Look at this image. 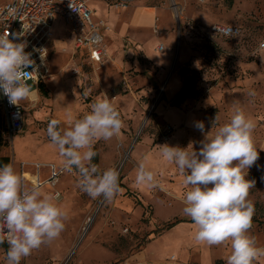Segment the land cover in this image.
Segmentation results:
<instances>
[{"label":"rangeland","instance_id":"1","mask_svg":"<svg viewBox=\"0 0 264 264\" xmlns=\"http://www.w3.org/2000/svg\"><path fill=\"white\" fill-rule=\"evenodd\" d=\"M143 1L165 11L170 21V27L163 29L157 20L152 30L159 38L155 44H163L175 57L184 43L192 50L187 61L178 64L175 58L169 69L155 68V73L162 71L165 78L153 88L149 81L140 93V87L127 84L137 74L133 68L124 71L125 78L115 86L103 90L95 84L93 69L87 63L71 61L65 52L56 51L50 64L58 63L62 73L55 75L50 88L44 83L47 92L37 88L39 98L20 102L24 106L23 129L9 137L8 144L0 143V157L7 156L16 172L24 173L23 186L30 189L31 176L27 173H36L34 163H54L57 167L63 163L46 134L51 119L59 120L60 127L65 128L67 113L81 116L104 94L122 115L121 134L111 142L99 140L94 144L98 167L118 170L119 194L110 203L92 199L77 187L75 170H65L55 186L44 184L40 187L42 196H52L55 191L61 196L54 202L68 214L65 229L20 264H226L230 242L207 246L194 241L196 226L183 213L184 177L162 158L157 145L187 148L191 144L198 151L204 133L214 135L219 126L229 122L236 107L254 123L252 138L259 159L248 171L245 169L246 179L255 182L248 196L254 205L250 235L258 247H264V60L260 57L264 49H259L264 42V0ZM104 2L88 3L99 19L103 18ZM214 23L234 25L241 34L233 38L206 36L204 29ZM68 32V25L57 18L54 38L60 37L69 48L71 40L62 36ZM163 35L169 40L160 38ZM167 54L159 53L158 61H165ZM74 60L78 64H73ZM118 94L124 96L115 102ZM217 114L219 121L212 128ZM201 121L204 133L196 127ZM166 126L172 131L164 138ZM141 161L155 174L156 187L135 183ZM40 170V179L46 178L47 168ZM7 248L0 243V264H6ZM254 264H264V257Z\"/></svg>","mask_w":264,"mask_h":264},{"label":"clouds","instance_id":"2","mask_svg":"<svg viewBox=\"0 0 264 264\" xmlns=\"http://www.w3.org/2000/svg\"><path fill=\"white\" fill-rule=\"evenodd\" d=\"M225 34L234 36L235 32L229 28ZM18 38L17 33H0V91L10 104L20 106L35 92L27 81L38 72L32 53L25 52L26 42H14ZM259 49H264V42ZM34 51L40 53L43 61L45 51ZM260 57L264 60V55ZM29 68L32 71H27ZM218 121L217 114L212 128ZM67 123V127L61 128L59 120L51 119L46 128L50 142L63 158L64 169L69 173L75 170L81 192L110 203L120 191L119 172L115 167L101 170L92 161L98 155L95 142L121 134L123 122L119 112L104 94L81 116L67 113ZM196 127L204 133L202 121ZM253 129V121L236 107L229 122L219 126L214 135L211 131L204 133L198 151L191 144V151L190 145H157L162 158L174 164L184 177L183 213L196 226L194 241L207 246L230 242L226 264H254L264 257V247H258L250 235L254 205L248 196L255 182L246 179L245 169L248 171L259 159ZM135 183L148 188L157 186L155 174L144 161L138 164ZM54 200L53 196H42L38 185L25 188L23 176L11 163L0 165V243L8 244L6 264H20L34 249L60 236L68 214Z\"/></svg>","mask_w":264,"mask_h":264},{"label":"built area","instance_id":"3","mask_svg":"<svg viewBox=\"0 0 264 264\" xmlns=\"http://www.w3.org/2000/svg\"><path fill=\"white\" fill-rule=\"evenodd\" d=\"M90 0H7L0 4V33L9 32L19 34V38L14 42H26L25 52L32 53L31 58L35 61L38 72L33 73V80L27 83L35 85L48 76V46L53 38V23L57 18L62 19L69 27L72 36L74 48L84 50L90 64H102L107 56L105 44L101 34V23L92 20V10L88 6ZM115 8H126L131 0H110ZM205 1V0H200ZM73 3V7H70ZM157 26V25H155ZM107 27V26H105ZM231 28L235 35H226L225 33ZM155 31H157L155 29ZM204 33L209 37L233 38L241 34V30L229 24L214 23L204 29ZM12 39V36H9ZM99 38V39H97ZM34 49H43L45 58L40 59V53ZM157 50L163 51V44L156 47ZM27 71H32L31 68ZM23 110L24 106L12 105L9 103L7 96L0 91V129L3 130L2 140H8L14 133L23 129ZM118 111V110H117ZM119 112V111H118ZM120 118L122 117L119 112ZM172 129L166 126L163 129L164 138L168 137ZM35 170L38 172L41 167L48 169V176L41 180L34 177L30 183L42 187L44 184L55 186L58 178L64 173V167H57L53 163H34ZM23 182H24V173ZM30 187V188H31ZM58 191L53 196L58 195ZM5 231H7L5 229ZM4 244L8 245L5 241Z\"/></svg>","mask_w":264,"mask_h":264},{"label":"crops","instance_id":"4","mask_svg":"<svg viewBox=\"0 0 264 264\" xmlns=\"http://www.w3.org/2000/svg\"><path fill=\"white\" fill-rule=\"evenodd\" d=\"M6 1L7 0H0V4L5 3ZM104 1V5L102 7V19H99L100 15H97L98 12L96 9L91 8L88 5L92 10V20L96 23H102V25H104L101 26V34L105 44L107 56L104 58L103 63L90 64L84 50L74 48L73 43L72 46L68 48L66 43L59 39L60 37L54 38L53 33V38L48 46V76L39 83L32 85L35 92L28 99L30 102H33L34 100L32 99L34 98H39L36 93L37 88H42L45 92H47L44 83H46V85L50 88L55 75L62 73V71L57 68L58 63L56 65L53 63L50 64V60H52V57L55 56L56 51L65 52V58H70L71 61L76 59L77 62L81 60L82 62L87 63L88 66L93 69L92 71L95 78V84L100 86L103 90H108L112 86H115L119 80L125 78L123 72L133 68L137 74L127 80V84L129 87H140V90L138 91L140 93H143V86H145L149 81L151 82L153 88L157 85L158 80L165 78L163 74L164 72L157 71L155 73V68H159L160 70L169 69L175 58L177 63L180 64L187 61L192 55V50L184 43L180 44L178 53L175 57L174 55L172 57V51L167 50L166 47H164L163 51L156 49L159 44H155V41L159 40V38L153 34L152 30L156 25L157 20H160L163 29H168V27H170L168 16L165 14V11L160 9L158 6L147 5L143 0H131L126 8H115L110 0ZM62 36H66L67 39H70L72 42L70 32H68V35L62 34ZM160 38H165L166 41L169 40L168 35H163ZM64 48H66V51H62ZM157 52L162 54L167 52V59L159 62L157 57L159 53ZM76 60H74L73 64H78ZM148 68H151L152 70L147 71ZM153 72L155 74H153ZM173 74L174 73L172 71L170 79L173 78ZM129 94L134 95L132 90H130ZM123 96L124 95L122 94L115 95L113 100L117 102V99L123 98ZM163 99L164 97L162 94L159 101L161 102ZM123 107L125 108V106ZM112 139L107 141L111 142ZM95 164L98 165V155ZM62 166L63 163L59 167ZM40 169L38 172L36 171V173H28L31 176L28 177L29 182L36 176L40 179Z\"/></svg>","mask_w":264,"mask_h":264},{"label":"trees","instance_id":"5","mask_svg":"<svg viewBox=\"0 0 264 264\" xmlns=\"http://www.w3.org/2000/svg\"><path fill=\"white\" fill-rule=\"evenodd\" d=\"M2 132L3 130L0 129V143L3 144V145H6L8 144V140H2ZM96 160H97V156L93 159L92 162L96 163ZM9 163V158L7 156H3V157H0V165H4V164H8ZM172 223L171 222H168L167 225H171Z\"/></svg>","mask_w":264,"mask_h":264},{"label":"bare ground","instance_id":"6","mask_svg":"<svg viewBox=\"0 0 264 264\" xmlns=\"http://www.w3.org/2000/svg\"><path fill=\"white\" fill-rule=\"evenodd\" d=\"M34 100V99H32ZM140 130V129H139ZM28 174V173H27ZM30 175V174H29ZM53 196V195H52ZM54 197V196H53ZM61 198L60 194L58 193V195L55 197L56 200H59ZM96 212V211H95ZM89 226V225H88Z\"/></svg>","mask_w":264,"mask_h":264}]
</instances>
